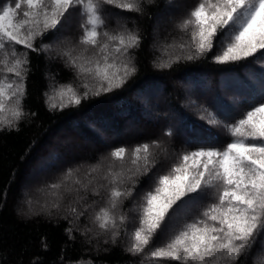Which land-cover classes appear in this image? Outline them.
<instances>
[{"label": "snow or ice", "instance_id": "1", "mask_svg": "<svg viewBox=\"0 0 264 264\" xmlns=\"http://www.w3.org/2000/svg\"><path fill=\"white\" fill-rule=\"evenodd\" d=\"M164 2L174 5V0ZM104 5L141 15L146 7L158 6L157 0H14V6L0 5V131L19 130L27 116L36 115L24 110L30 52L59 60L74 73V79L65 83L46 74L51 78L44 94L49 111L79 107L91 97L123 88L136 75L134 52L143 36L119 19L115 30L107 28ZM77 7L83 17L79 37L56 46L44 44L43 39L58 31ZM175 28L180 35L162 45L161 55L153 60L155 67L206 59L216 48L220 51L212 57L215 63L244 61L264 53V0H199ZM200 119L222 126L230 142L182 151L131 209L125 211L124 204L134 196L140 179L161 163V157L168 160L174 155L162 139L116 147L94 164L67 168L56 181L45 184L43 202L27 197L18 214L49 219L59 215L68 222L64 231L70 242L78 234L87 245L95 241L98 247L101 237L104 244L110 240L115 245L123 235L129 242L125 251L142 256L141 264L156 259L239 264L264 234V97L231 123L208 109ZM173 135L171 128L164 131L166 137ZM201 200L208 202L198 215L170 229L164 242L150 249L174 213ZM42 246L47 250L46 241ZM5 259L0 253V264ZM38 262L37 257L30 264ZM257 262L264 264V243L253 256V264Z\"/></svg>", "mask_w": 264, "mask_h": 264}, {"label": "trees", "instance_id": "2", "mask_svg": "<svg viewBox=\"0 0 264 264\" xmlns=\"http://www.w3.org/2000/svg\"><path fill=\"white\" fill-rule=\"evenodd\" d=\"M182 1L179 10L172 9L170 20L164 19L161 27H155V24L167 7L164 0H157L158 6L146 7L142 15L104 5L107 28L115 30L118 17H122L121 23L130 29H139L143 36L141 47L134 52L137 73L123 88L91 97L79 107L49 111L44 94L51 78L46 74H55L58 82L65 83L74 79L73 70L59 60H50L46 54L29 53L32 71L26 83L24 110L36 115L27 116L20 123L19 130L0 131V253L6 257L3 264H19L21 260L23 264H30L37 257L38 264H71L81 260L82 264H141L144 260L142 256H133L125 251L129 242L123 235L115 245L110 240L104 244L105 237L100 238L98 247L95 241L93 245H87L78 234L76 241L70 242L64 231L69 226L68 222L59 219V215L49 219L43 214L25 217L18 212L24 207L27 197L43 202L45 184L56 181L67 168L94 164L116 147L131 148L157 139L166 141L174 155L168 160L161 157V163L140 179L134 196L125 201L124 210L127 211L140 201L146 191L153 189L156 177L166 174L182 151L207 143L222 147L230 142L222 126L209 125L206 120L200 119L204 109L213 112L224 123H231L264 97V53L237 63L218 64L212 59L220 51L216 48L206 59L182 61L171 68L154 66L153 60L161 55L159 49L162 45L171 43L174 37L180 35L175 28L176 22L199 2L174 0L175 3ZM6 2L14 6V0H0V5ZM82 19L79 7L75 8L62 27L48 34L42 42L56 46L69 38H78ZM153 31L155 38L152 37ZM37 43L39 45L40 42ZM169 52L172 50L169 49ZM220 83L223 89L227 86L226 91H220ZM184 86L196 89H183ZM237 86L239 89L236 90ZM223 93L235 95L237 103L226 101ZM168 128L174 132L172 137L164 136ZM69 130L83 135V140L74 134L73 138L84 146L86 153L60 162L57 159L64 154L63 158L66 157V147L55 145L54 141L65 144L69 138L59 134ZM38 168L47 171V174L34 182L33 192H26L25 186ZM207 202L189 203L178 211V215L174 213L154 238L150 249L162 244L170 229L178 228L198 215ZM42 240L47 242V250L43 248ZM262 243L264 234L252 253L241 257L239 264H253V256ZM144 264L177 262L156 259L144 261Z\"/></svg>", "mask_w": 264, "mask_h": 264}, {"label": "rangeland", "instance_id": "3", "mask_svg": "<svg viewBox=\"0 0 264 264\" xmlns=\"http://www.w3.org/2000/svg\"><path fill=\"white\" fill-rule=\"evenodd\" d=\"M182 4H183V1L182 2H179V3L178 2L177 3L174 2V5L172 7H166L165 12L161 16V18H158V20H157V22L155 24V27H158V26L161 27L162 21L164 19L167 20V21H169L170 20L169 17L172 15V9L179 10V8L182 6ZM118 19L119 20H122L123 18L122 17H118ZM154 34H155V31H153V36H152L153 38H155ZM218 88L220 89V91L223 92V91H226L227 86L225 87V89H223L221 87V83H220L218 85ZM183 89H196V88H192L190 86H188V87L187 86H184ZM237 89H239L238 86L236 87V90ZM223 97L226 99V101H229L231 104H233V103L236 104L237 103V98L235 97V95H233L231 93L229 95H226L225 93H223ZM171 117H172V114H170L169 118H171ZM128 127L133 128V126L131 124ZM137 132H141L142 133L143 130H137ZM73 134H74V136L75 135L76 136H79L78 139H80V140H83L84 139L83 138V135H81L80 133H76V132H73L72 133L69 130V132L66 131L65 133H60L59 134L60 136H62L64 138H69V140H67V142L65 144H59L60 143L59 140H55L54 141V144L55 145H60L62 147H66V151H67L66 157L63 158V156L65 154L62 155V156H59L58 159H57V161H60V162L67 161L70 158H72L73 156H81V155H84L86 153V152H84V149H83L84 146H81L80 144L77 143L78 141H75L76 139L73 138ZM114 135H117V134L114 133ZM92 147L93 146H91V149H92ZM45 174H47V171H44V170H41L40 171L39 168H38V170L34 173V175L32 177H30L29 184H27V186H25L26 189H24V190H27L26 192H29V191H32L33 192L34 185H35L34 182H36V180H38V179L43 178L45 176ZM24 190H23V194L26 193V192H24Z\"/></svg>", "mask_w": 264, "mask_h": 264}]
</instances>
